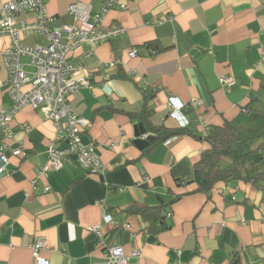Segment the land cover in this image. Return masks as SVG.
I'll return each instance as SVG.
<instances>
[{
	"label": "crops",
	"instance_id": "obj_1",
	"mask_svg": "<svg viewBox=\"0 0 264 264\" xmlns=\"http://www.w3.org/2000/svg\"><path fill=\"white\" fill-rule=\"evenodd\" d=\"M74 2L82 8L77 21L68 14ZM103 4L46 0L50 26L90 31ZM16 21L32 23L33 14L20 12ZM116 29L106 41L85 40L68 54L91 72L90 86L71 93L67 103L90 121L81 140L95 145L103 175H87L74 157L59 171L39 175L47 146L66 148L41 110L16 113L10 137L0 131L8 158L0 176V264H35L31 247L38 239L48 264H98L107 248L117 246L128 264H264V179H256L264 174V0H117L98 31ZM36 43L46 44L22 37L24 46ZM8 44L0 35V111L12 105L3 58ZM132 50L135 57H129ZM28 61L21 58L25 72L33 73ZM221 77L233 84H221ZM145 89L155 92L152 126L182 128L169 114L174 98L193 135L170 138L149 152L153 141L141 148L136 141L152 136H135ZM200 120L207 127L235 125L244 143L231 154H250L234 165L237 179L217 182L208 192L199 190L205 181L194 168L210 149ZM15 149L21 154L13 156ZM130 207H165L160 223L167 229L149 232L147 223L124 212ZM104 214L112 223L102 222ZM95 226L99 235L91 231Z\"/></svg>",
	"mask_w": 264,
	"mask_h": 264
},
{
	"label": "built area",
	"instance_id": "obj_2",
	"mask_svg": "<svg viewBox=\"0 0 264 264\" xmlns=\"http://www.w3.org/2000/svg\"><path fill=\"white\" fill-rule=\"evenodd\" d=\"M117 0H104L100 12L92 19V29L83 31L75 24L61 25L54 29L50 26V18L47 14L46 0H14L0 5V35L9 39V44L3 52L4 67L7 72L9 95L12 105L8 110L0 111V131L10 137L9 125L16 113L24 108L41 110L45 117L52 122L55 130V141L64 143L63 150L55 149L51 144L47 146L48 160L39 175L47 171H59L64 163L74 157L87 175L101 176L106 167L95 151L92 142L83 143L80 132L90 125L86 118L75 114L67 103V97L81 88L90 86L91 72L84 71L80 65H75L68 59V54L83 41L89 40L93 45L106 41L113 33L99 32L104 14L113 7ZM33 14L32 23H18L16 16L20 12ZM68 14L77 21L82 14L81 5L74 2L68 7ZM36 36L43 39L46 44L36 43L33 46L22 44L23 36ZM155 53V52H153ZM136 50L129 53V57H135ZM22 57L29 59L28 66L34 68L33 73L24 70ZM259 62H264V48L261 47ZM82 70L84 73H81ZM81 73V74H80ZM223 85L233 84L231 78L221 77ZM199 106V101L193 102ZM170 117L180 118L182 128L188 125V121L182 115L183 104L174 98L168 100ZM203 137L207 132V125L200 120ZM4 146L0 147V176L4 174L8 164V158L3 154ZM21 154L20 149L12 150L13 156ZM49 188H45L48 191ZM169 215V214H168ZM112 217L108 214L102 216V222L112 223ZM91 231L99 235L97 226ZM43 242L38 239L31 247V254L35 264H48L47 260L39 256ZM133 256L139 257L140 252L134 250ZM128 256L122 246L107 248L103 261L98 264H128Z\"/></svg>",
	"mask_w": 264,
	"mask_h": 264
},
{
	"label": "trees",
	"instance_id": "obj_3",
	"mask_svg": "<svg viewBox=\"0 0 264 264\" xmlns=\"http://www.w3.org/2000/svg\"><path fill=\"white\" fill-rule=\"evenodd\" d=\"M142 109L137 119L142 124L146 133L154 137L151 145L145 151H151L156 145L167 141L170 138L193 135L186 127L178 129H168L164 126H152L150 123L151 109L150 103L155 97L153 89L141 90ZM204 141L208 142L210 149L202 152L199 160L194 164V168L198 177L205 181V187L200 191L208 192L212 186L220 181L228 182L235 178L233 171L234 165L242 159V157L250 154L238 155L233 152V146L244 143L241 142L237 135V127L229 122H225L221 127L212 126L207 128ZM264 179V174H259L256 179ZM250 180L251 178H244ZM253 179V178H252ZM165 208V207H164ZM163 207H130L124 210L126 214H133L139 217L144 223H147V230L152 233H157L166 230L167 226L160 222L164 219L162 212Z\"/></svg>",
	"mask_w": 264,
	"mask_h": 264
},
{
	"label": "water",
	"instance_id": "obj_4",
	"mask_svg": "<svg viewBox=\"0 0 264 264\" xmlns=\"http://www.w3.org/2000/svg\"><path fill=\"white\" fill-rule=\"evenodd\" d=\"M135 136L136 137H140V135H144L145 134V130H144V128H143V126H142V124H140V123H138L136 126H135ZM153 139H154V137H152V136H148L146 139H145V141L143 142V141H140V140H137L136 142L137 143H141L143 146L141 147V148H145V147H147L148 145H149V143L151 142V141H153Z\"/></svg>",
	"mask_w": 264,
	"mask_h": 264
}]
</instances>
